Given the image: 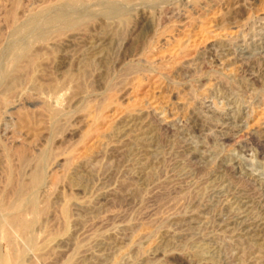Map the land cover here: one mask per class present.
<instances>
[{
    "label": "rangeland",
    "instance_id": "374dc122",
    "mask_svg": "<svg viewBox=\"0 0 264 264\" xmlns=\"http://www.w3.org/2000/svg\"><path fill=\"white\" fill-rule=\"evenodd\" d=\"M0 264H264V0H0Z\"/></svg>",
    "mask_w": 264,
    "mask_h": 264
},
{
    "label": "bare ground",
    "instance_id": "6f19581e",
    "mask_svg": "<svg viewBox=\"0 0 264 264\" xmlns=\"http://www.w3.org/2000/svg\"><path fill=\"white\" fill-rule=\"evenodd\" d=\"M78 20V19H77ZM63 23V22H62ZM25 27V26H24ZM61 27H64V26H61ZM21 28H23V27H21ZM27 28H29V27H27ZM22 30V29H21ZM23 30H25V29H23ZM28 30V29H27ZM26 31V30H25ZM20 33V32H19ZM21 55H22V53H20ZM19 55V54H18ZM16 56V55H15ZM17 58L18 57H16L15 59L17 60ZM14 61V60H13ZM18 61H19V59H18ZM9 74V73H8ZM3 76V75H2ZM5 76V75H4ZM41 172L40 171H36L35 173H34V175H33V177H32V184H33V186H38L39 185V183H40V181H41ZM32 186V185H31ZM32 186V187H33ZM22 187L21 188H18L17 189V194L19 195V197L21 196V192H22ZM33 189V188H32ZM31 189V190H32ZM17 199V198H16ZM20 201H21V199H19ZM19 201V204L21 203ZM17 203H18V201H17ZM16 203V204H17ZM19 204H17L16 205V207L19 205ZM28 204L30 205V207L32 208V209H35L36 208V202H35V198H31L30 200H29V202H28ZM15 206V205H14ZM20 206H22V205H20ZM18 209L19 208H21V207H17ZM13 209H14V207H13ZM19 212V211H18ZM20 213V212H19ZM17 214V213H16ZM15 214V215H16ZM20 217V216H19ZM21 218H22V216H21ZM20 219V218H19ZM12 222H17V224L19 225V227H20V231L22 232V230H26V229H28V228H30L31 226H30V222H28V221H23V220H17L16 218H11L10 219ZM9 220V221H10ZM16 225V224H15ZM30 226V227H29ZM19 229V228H18ZM19 231V230H18ZM27 231V230H26ZM30 231V230H29ZM25 232V231H24ZM28 233V232H27ZM22 234H23V232H22ZM24 235H26V234H24ZM29 235H27V237H28ZM31 238V237H30ZM29 238H27V240H28ZM30 242H31V240H30Z\"/></svg>",
    "mask_w": 264,
    "mask_h": 264
}]
</instances>
